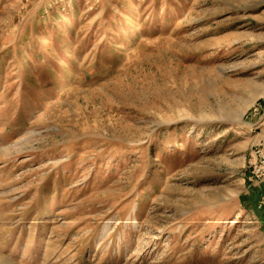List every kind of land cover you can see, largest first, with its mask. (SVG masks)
Masks as SVG:
<instances>
[{"label":"rangeland","instance_id":"1","mask_svg":"<svg viewBox=\"0 0 264 264\" xmlns=\"http://www.w3.org/2000/svg\"><path fill=\"white\" fill-rule=\"evenodd\" d=\"M264 0H0V264H264Z\"/></svg>","mask_w":264,"mask_h":264},{"label":"built area","instance_id":"2","mask_svg":"<svg viewBox=\"0 0 264 264\" xmlns=\"http://www.w3.org/2000/svg\"><path fill=\"white\" fill-rule=\"evenodd\" d=\"M260 169H261V170L264 169V164H263V163H260L258 170L261 171Z\"/></svg>","mask_w":264,"mask_h":264}]
</instances>
